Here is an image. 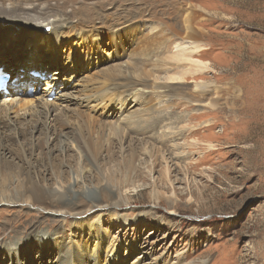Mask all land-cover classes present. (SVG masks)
Returning <instances> with one entry per match:
<instances>
[{
  "label": "rangeland",
  "instance_id": "rangeland-1",
  "mask_svg": "<svg viewBox=\"0 0 264 264\" xmlns=\"http://www.w3.org/2000/svg\"><path fill=\"white\" fill-rule=\"evenodd\" d=\"M81 4L106 17L102 23L94 19L93 25L102 35L95 33L92 39H84L89 45L86 56L80 53L77 31L72 32V39L63 36L55 43L45 32L50 26L44 27L43 34L39 30L35 39L19 35L28 29L11 34L0 32L1 38L5 34L9 36L5 39L8 42L0 43L3 46L0 69L7 71L9 77L7 90L0 94V105L8 98L22 104L35 99L26 112L17 114L16 110L7 109V116L3 111L0 118L28 116L42 99L64 112L54 122L38 125L32 135L14 138L11 133L8 139L0 141V160L10 167L0 166V196L7 200L21 194L24 174L18 167L27 166L23 161L25 147L31 144L29 139L39 138V144L44 145L47 132L57 139L63 132L69 136L66 152L53 151L46 165L36 162V158H26L31 161L35 179L45 187H52L50 172L62 171L66 188L71 187L75 194L81 195L83 180L77 173L82 169L87 185L93 188L109 185L117 197L121 195L123 204L117 209L101 212L96 209L81 216L85 221L95 222L99 217L103 220L102 228L107 234L94 237L90 231L79 228L80 221L75 215L69 216L65 223L63 217L54 219L48 212L29 210L26 204L18 206L4 201L0 203V239L10 234V240L25 244L27 255L7 260L0 254V264H36L39 254H31L24 231L36 235L44 232L45 238L52 239L50 252L39 264H76L73 246L86 264H108L104 253L108 244L115 245L117 255H121L116 264H264V0H74L71 3L77 7ZM136 9L139 16L134 19ZM196 12L201 16L194 20V27L200 32L205 48L197 60L214 70L197 78L189 77L185 85L160 91H153L150 86H134L132 78L122 79L130 84L125 89L121 79L112 84L101 77L105 70L117 64L126 67L123 62L131 66L133 62H143L139 66L145 71L162 69L145 67L143 53L138 56L135 50L145 48L146 38L163 33L161 36L169 37V51L174 53L179 42L173 31L175 23L179 26L184 15ZM1 19L3 24L7 23ZM120 33L121 41L115 39ZM155 58L172 64L169 54L157 53L152 60ZM11 61L14 63L10 64ZM5 64L9 66L4 67ZM12 66L16 72L10 74ZM162 75L160 70L157 76ZM53 77L58 79L57 85L63 93L45 92V82ZM196 83L204 84L209 94L201 96L194 91ZM130 94H136V98ZM62 95L63 104L58 100ZM211 99H217L215 108L209 106ZM165 106L168 108L162 109L161 115L170 118L160 125L157 119L138 134L127 129L130 121L143 115L153 117L157 107ZM124 117L129 120L126 122ZM123 128L125 132L119 130ZM195 131L200 132L195 135ZM80 142L95 152L92 153L97 158L95 166L80 161L83 153L77 148L78 143L84 149ZM151 150L153 157L144 155ZM37 151L38 147L34 156L44 155ZM89 199H95L92 192L87 196ZM122 220H127L128 225L123 226ZM87 242L90 246L85 245ZM97 242L102 247L93 252ZM114 255L115 252L108 254V259L116 260Z\"/></svg>",
  "mask_w": 264,
  "mask_h": 264
},
{
  "label": "bare ground",
  "instance_id": "bare-ground-1",
  "mask_svg": "<svg viewBox=\"0 0 264 264\" xmlns=\"http://www.w3.org/2000/svg\"><path fill=\"white\" fill-rule=\"evenodd\" d=\"M73 1H70V0H0V32L11 34V33H14V31L18 32L19 29H22V30L28 29L27 31H24V32L20 33L19 35L23 36L24 34H26L25 36L27 38L32 37V39H35V37L38 35L37 34L38 31L40 30L42 32V34L47 32L50 41L55 43L57 39L61 41L63 36H66L69 39H72V37H73L72 32L77 31V32H79L78 38H79V40H81V48L79 49L80 53L83 54L84 56H86L89 54L88 51L86 50L87 48H89V45H88V42L84 39L85 38L86 39H92L93 36H95V33H98V34H96V36L102 35L99 32L100 30L96 26L93 25V21L99 20L102 23L105 21L106 17L102 16L98 12H95V11L92 12L91 10H88V7L83 5V4L79 5L78 7L71 5V3ZM132 1H134V0H132ZM139 10H140V8H139ZM135 12L136 13L133 16L134 19L139 16L138 9H136ZM141 12L142 11H140V13ZM130 14H132V11H130ZM154 15H155V13L153 14V16ZM200 16H201V14L197 13V12L192 13V14H186L183 16V18L181 20L182 24H180L179 26H175L176 25V23H175L173 31L177 34L175 37H177L179 39V40L176 39L179 42H176L174 53L169 51L170 47H168V45H167V43L169 41V37L166 36V38H165V35L161 36L163 33L162 34L159 33L160 35L158 33H155L154 36H152L150 38H146L145 42H144L145 48L141 49V47H140L139 49L135 50L138 52L137 53L138 56H139V54L143 53L142 57L145 58V60H144L145 61L144 66L145 67L147 65H152L154 67L159 66V68L163 67L160 70L162 71V73L164 75L157 76V73H159L160 70L157 72L154 69L146 70V71L142 70V68H140L139 64L143 65V62H140V63L133 62L132 66L130 65V63L128 64V63L123 62L126 65V67H123V64H117L116 63L117 65L115 67H112V69L109 68L110 70L108 69L107 71L104 69L105 71L103 73L101 72L102 73L101 77L103 76L105 79L104 81H106L107 83H112V84L114 81H116L118 79L128 80V79L132 78L133 82L135 81L133 83L134 86L136 84L141 85L142 88H143V86L144 87L150 86L153 89V91H155V90L160 91V90H165V89H172L173 86H176V85H185L188 83L189 77L197 78L200 75H202L203 73H206L208 70H210V71L214 70L211 67H209L208 65L201 62L200 60H197V57H199L201 55L202 51L205 49L203 44H202V41L200 40V32L198 31V29H196L194 27V23L196 22V21L194 22V20ZM116 17H119V15ZM1 18H4V20H6L7 23L3 24L1 21L2 20ZM142 18H143V16H142ZM109 20H111V18ZM202 21L203 20H201V22ZM43 24H46V25H43ZM46 26H50L53 30L51 31V28H50V30L45 31L44 27H46ZM87 29H89V31ZM149 35H150V32H149ZM74 36H75V34H74ZM115 36H114L115 39H119L120 41L123 39L121 33L116 34ZM5 39H9V36L7 34H5L3 36V38L0 37V43L1 42L2 43L8 42V41H5ZM127 43H129V41H127ZM2 50H3V46L0 44V56L3 55ZM157 53L169 54L170 61L172 62V64H167L166 63L167 61H165V60L159 61V59H156V58L154 60H152V58L156 57ZM137 54H135V55H137ZM171 54H172V56H171ZM6 56H8V55H6ZM13 61H16V58ZM13 61H11L10 64L14 63ZM8 66L9 65H7V64L4 65V67H8ZM112 66H114V65H112ZM0 67H2V66H0ZM12 67H14V66H12ZM173 70L174 71L179 70V71L176 72L175 74H171V71H173ZM15 72H16V69L14 67L13 70L10 71V74H13ZM97 72H99V71H97ZM7 74H8L7 71L5 72L3 69H0V77H3L2 81H4L5 83H9V77ZM97 78L98 77H96V79ZM48 79H49V77H48ZM151 79H153V81H151ZM85 81H87V80H85ZM4 82H1V83H4ZM57 82H58V79H56L54 77H53L52 81L47 80L45 82L46 83L45 92H47L49 94V93H52L53 91H55V95H57L56 93L61 92L60 91L61 89H60L59 85H57ZM106 82H102V83L106 84ZM37 83L39 84L38 81H37ZM88 83L89 82H87V84ZM122 84H123L122 87H125V89L130 87V84L128 85V83H124V81ZM203 85L201 83H199V84L196 83V86L194 89V91L198 92V94H200L201 96H205V95L209 94V91H205V90H207V89H205L207 87L206 86L204 87ZM25 88H27V87H25ZM112 88L116 89L117 86H113ZM182 89L183 88H181V90ZM213 89H216V88L214 87ZM131 90H135V88L131 89ZM122 92H124V91H122ZM61 93H63V91ZM102 94H104V92ZM130 96L136 98V94L135 95L130 94ZM141 97H142V95H141ZM195 97L196 96L194 94L193 98H195ZM58 98L57 99L59 100V103H61L65 99V96L62 95V96H59ZM102 99H103V97H102ZM9 100H11V99H9V98L4 99L3 105H0V113L5 111L6 116H7V111H6L7 109H9V111H15L16 110L15 112L17 114H20V112L21 113L26 112L27 109L30 108L31 104H33L35 102L34 101L35 99H34V100H30L28 102H23V104H22V102H11ZM42 100H40V102L36 103V106L34 107V109H32L33 110L32 113H30L28 116L18 117L16 119H12V120H10L11 118H7V117H6V119L0 118V141H4V140L8 139L9 134H11V133H13L14 138L16 136H20V135H22V136L32 135L33 132L38 129V125H41V124L47 125L49 120H52V122H54L55 118L62 116V114L64 112H63V110H58L59 107H57V105L55 106V104L54 105L50 104L46 100H43V101H45V102H43ZM63 103H65V102H62V104ZM62 104H60V106ZM209 106H211L212 108H215L217 106V99H213V100L211 99L209 102ZM69 107H67V108H69ZM157 108L158 109L156 110L155 115L153 117L145 118L143 115V116L136 118L137 116L135 115L136 119H134L130 122L128 121L129 123L127 124V127H128L127 129L129 130V132L133 130L134 133L138 134L142 129L147 127L148 123L149 124L154 123L158 119V125H160L161 122H163V120L165 121L166 118L169 116H167V114H166V116L165 115L162 116L161 114H164V113H161V110L166 109L168 107L165 106L164 108H160V107H157ZM65 109H66V107H65ZM159 113L162 117L161 116L159 117ZM131 119H132V116H131ZM125 120L127 122V120H129L128 117L125 118ZM120 121H123V120H120ZM183 122H184V120H183ZM68 125H69V123H68ZM43 128H45V127L43 126ZM154 128H156V127H154ZM123 129L124 130H122V129H119V130L125 132L126 128H123ZM46 131H47V129L45 128V132ZM150 131H151V129H150ZM199 132L200 131H195L193 134L196 135ZM154 133H156V132H154ZM109 136H110V134H109ZM121 136H123V135H121ZM68 137L69 136L67 134L62 132L57 139L56 137H54L53 134L49 135V133L47 132L46 136L44 137V145L41 144L43 147H45V149H43L41 147V145L39 144V138H33V137L30 138L29 140L31 141V144H28L25 147L24 161L22 159V161L24 162V165H27V166L25 169L21 166L18 167V169L21 170L22 174H24V178H23L24 183H23L22 188H21V194L17 195V196L13 195V199L7 198V200H5V198L0 196V203H3L4 201H6V203H14L18 206H19V204H20V206H22L23 204H26L27 206H29V208L28 207L27 208L31 211L42 210V211H45V213L48 212L50 214L49 217L54 218V219H58V217L59 218L63 217L64 222L67 220V218L69 216L73 215L72 217H74V215H75L78 217L76 219H78L80 221L79 222V228L81 227L83 231H87V230L90 231L91 235L93 234L94 237H97V236L100 237V235H103L104 233L107 234V232L104 231V229L102 228L103 220L99 217L95 222L85 221V220H83L85 218L81 217V216L89 215L88 213L90 211H93L96 209L98 210V212L99 211L100 212L106 211L110 208L117 209L118 207L122 206V204H123L122 199H121V195L117 197V195H115L116 192H114L113 189H111L112 187L110 188L109 185L103 184L100 188L98 186L93 188V187L87 185V183H88L86 181L87 176H85V174L83 172L84 170H82V169H79V173H77V175H78V177H81L83 180V186H84L83 187L84 189L82 191V193H84L83 195H82V193H81V195L75 194V192L71 189V187L66 188L65 183L63 182V179H62V177L64 178V173L62 171L57 172V170L56 171L52 170V172H50L52 175V178L49 180L52 183V185H50L52 187H45L43 184L39 183L35 179L34 168L30 165L31 161L26 160L27 157L28 158L30 157V160H32L33 158H36L37 159L36 162H38V163L40 162L42 165H46V161L48 162L50 160V157H51V154L53 153V151L60 152V153L61 152L64 153L67 151V149L69 148ZM124 137H125V135H124ZM161 137H163V136H161ZM33 139L35 142L33 141ZM148 139H150V138H148ZM162 140L163 139H161V141ZM80 143H82V142H80ZM85 143H82V145L84 146L83 150H81V148L79 147L80 144L78 143L77 148L79 149L80 153H83L80 161L81 162L86 161L88 163H92L95 166L97 164V158L95 157L94 154H92L95 152L91 151V149L87 150ZM121 143H123V140ZM162 143L165 145V144H167V141H164ZM88 145H89V143H88ZM37 147H38V151H39V152L37 151L38 154L39 155L44 154V155L34 156L36 154V148ZM5 148L6 147H2L1 149H5ZM152 152H153V150H151L148 153H147V151H145L144 155L151 157L153 155ZM51 165L54 166L53 163H51ZM0 166L4 167L5 169L10 168L8 166L3 165L2 159L0 160ZM52 168L54 169V167H52ZM70 178H72L71 174H70ZM90 192L93 193V196L95 197V199L94 200L89 199V201H88L87 196ZM83 196H85L86 200H84L85 198ZM10 200H12V201L10 202ZM22 217H23V215H22ZM127 222H128L127 220L121 221L123 226H127L128 225ZM29 224H31V223H29ZM23 233L26 234L24 238H26L29 241L31 254L32 255L39 254L38 261L35 260L36 264H39L40 261L42 260V257H44L48 252H50L49 248H50V245L52 244V239L48 236L45 238L44 232H42V234H37V235H36V233H34L32 231H29L28 233L27 232L25 233V231H24ZM95 235H97V236H95ZM11 237L12 236L9 234V236H6L2 240L0 239V251H4L3 253H0L1 257L4 256L7 260L11 259L13 256H16L17 259L19 258V256L25 257L27 255V253L25 252V249H24V247H26L25 244H23L21 242L17 243L14 240H10ZM99 239L100 238H98V240ZM91 243H93V242H91ZM85 245L90 246L88 244V242L85 243ZM31 246H32V248H31ZM101 247H102L101 242L95 243L93 252H96V249H98V248L101 249ZM74 248H75V246H73V253H74L73 262L76 264H86L85 262L82 261L83 258L81 256L80 257L77 256L76 249H74ZM79 248L81 249L82 247L79 246ZM101 251L104 252V250H101ZM112 252H115L114 256H115L116 260L113 259V261L112 260L110 261L108 259L109 258L108 254L111 255ZM43 253H45V254H43ZM104 253L107 254L106 255L107 258H106L105 262L107 261L108 264H111L112 262L113 263L115 262V264H116L117 260H119L121 258L120 254L117 255L118 252L115 250V245L112 247L108 244L106 252H104ZM28 254H30V252H28ZM133 264H135V263H133Z\"/></svg>",
  "mask_w": 264,
  "mask_h": 264
}]
</instances>
